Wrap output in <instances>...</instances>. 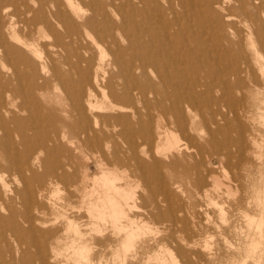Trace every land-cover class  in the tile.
I'll use <instances>...</instances> for the list:
<instances>
[{
    "label": "bare ground",
    "instance_id": "bare-ground-1",
    "mask_svg": "<svg viewBox=\"0 0 264 264\" xmlns=\"http://www.w3.org/2000/svg\"><path fill=\"white\" fill-rule=\"evenodd\" d=\"M32 1L0 0V65L11 71L0 84V188L7 187V175L18 179V218L33 230L46 223L42 205L64 190L65 228L43 229L54 237L49 243L63 246L73 264H95L92 245L111 247L118 237V264H127L135 259L137 230L148 228L133 216L186 225L176 214L180 203L166 176L192 150L208 144L220 149L214 134L208 137L214 131L203 111L208 93L219 90L222 95L210 102L223 104L227 119L236 121L251 101L264 126V0H48L50 7L40 2L37 8ZM193 10L227 32L228 44L217 47L228 59L221 66L210 69L208 45L189 34L185 20ZM86 38L95 40L100 58L81 45ZM101 45L110 54L107 62ZM233 123L225 130L236 129L235 139H223L236 140L243 156L245 133ZM113 138L127 144L134 174L103 159L111 154L112 161L123 162L120 148L102 145ZM160 149L169 154L161 157ZM182 168L195 173L199 167ZM174 174L172 184L179 187L182 175ZM140 185L150 199L137 193ZM192 186L195 194L199 186L207 193L202 178ZM260 195L264 230V190ZM81 208L90 218L89 233L78 222Z\"/></svg>",
    "mask_w": 264,
    "mask_h": 264
},
{
    "label": "rangeland",
    "instance_id": "rangeland-1",
    "mask_svg": "<svg viewBox=\"0 0 264 264\" xmlns=\"http://www.w3.org/2000/svg\"><path fill=\"white\" fill-rule=\"evenodd\" d=\"M47 1L33 0L32 3L35 8L38 7L40 2L44 6L50 7V2L45 5ZM195 11H192L193 15H191L189 20H192L191 22L185 20L189 25L188 32L195 38L197 36V42L205 45L203 43L205 41L206 45H208V67L212 69L221 66L222 62L228 59H225L221 51L219 50L218 52L217 50L220 48L219 45L228 44V36H225L227 32L223 31L224 27L220 26L219 23L213 22L211 18L206 20L201 13ZM214 25L216 26L214 27ZM81 45L90 48V51L87 52L88 54H92L95 58H100V49H98L95 40L86 38ZM101 47L105 50L103 60L107 62L110 54L106 50L107 47L104 45H101ZM201 47L203 48L204 46L201 45ZM217 47L219 48L217 49ZM76 48L77 51L81 50L80 47L76 46ZM75 55H72L73 58ZM201 55L204 57L205 49L202 50ZM1 66L0 84L3 80L10 78L11 75V71H8L7 67L2 69L3 66ZM114 70L117 69L115 68ZM220 95L222 94L219 90L209 92L208 107H203L204 114L208 117V128L214 130L212 132L208 131V137H212L214 134L216 142L220 144V149L213 150L210 144L198 150L199 152L194 149L190 152L191 157L183 156L171 171H167L166 179L171 183V190L180 203V208L176 210V214L178 217L185 219L186 225L178 221H156L150 220L148 217L142 216L138 218L133 216L138 225L142 227L146 225L148 228L137 230L139 234L136 235L133 243L136 249L133 252L135 259H129L126 262L127 264H264V230L263 226L260 225L262 200H259L260 194L264 190V126L257 117L251 101L248 102L250 103L248 106L249 111H246V114L239 118V120L242 119V122H239L240 124L238 123L239 120L227 119L231 117L228 114L230 113L229 110L221 103L214 104V102H210V98ZM223 116H227L226 120L222 118ZM232 122L239 125L237 130L242 127V132L245 133L244 143L246 148L243 156L239 153V146L236 140H232V138L223 139L224 136L235 139L236 129L227 133V129L225 130L226 126H230ZM199 137L201 136L199 135ZM111 140V142L110 140L103 142L102 145L120 148V158L123 162L115 163L112 161L111 154H107L106 157L103 156L107 165L117 166L120 171H124L129 175L134 174L136 165L133 158H131L125 141L120 138ZM253 140L256 142L255 144H253ZM134 141L139 148L142 142L141 138L136 137ZM160 150L161 154H163H160L161 157L169 154V152L166 153L165 149ZM88 155L90 160L93 159L91 154ZM77 157L81 160L79 163L80 167H85L87 163L84 159ZM138 157L140 158V155ZM64 158L63 156L60 157L63 161ZM210 158L212 164H210ZM92 165L93 163L90 162L89 173H94ZM192 165H198L197 172L188 173L182 168V166ZM207 168H209V171H207ZM162 171H164L163 168ZM175 172L176 175H182L179 178V187H175L172 184V181L176 180L173 178ZM12 175L6 176V179H8L6 180L7 187L4 190L0 188V264H73L72 260L66 259L67 252L63 246H56L55 241L50 244L49 241L51 238L54 240V237H50L43 232V229L59 226L62 230L60 233H63L65 224L61 214L64 210L62 207L65 205V201L62 199L65 191L59 190V193L57 192L58 195L54 193L49 202L42 205L44 214L41 218L46 223H36L37 228L35 227L36 230H33L28 228L27 224L18 218L21 207L14 195V191L18 187L19 181ZM225 177L230 180L228 181ZM198 178L204 179L205 188H207L206 194H204V189L201 186L197 190L198 195L194 193L192 184ZM121 183L125 184V182ZM11 190L13 193H10ZM136 190L137 193H144L146 200L150 199L149 193L144 189L143 185H140ZM127 191H129V188H127ZM259 202L261 203L259 204ZM80 210L81 216L78 222L82 224L81 230L89 233L90 227L88 223L90 218L85 208ZM68 214L75 216V213L71 211ZM17 225L20 226V230L14 232ZM112 238H114V241L111 247L92 245L89 256L95 264L98 263L97 256L103 261L102 264H105V262L108 264L119 263L118 259L122 249L119 250L118 237Z\"/></svg>",
    "mask_w": 264,
    "mask_h": 264
}]
</instances>
